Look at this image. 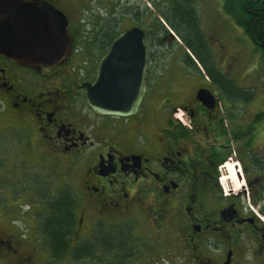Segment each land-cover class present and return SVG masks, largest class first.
Returning <instances> with one entry per match:
<instances>
[{
  "label": "flooded vegetation",
  "instance_id": "1",
  "mask_svg": "<svg viewBox=\"0 0 264 264\" xmlns=\"http://www.w3.org/2000/svg\"><path fill=\"white\" fill-rule=\"evenodd\" d=\"M110 1L21 0L61 12L70 47L49 66L0 53V264H264V83L242 69L264 68V0H147L145 14L142 0ZM112 3L130 22L122 31ZM225 24L234 45L218 39ZM134 28L148 59L141 107L99 115L82 86ZM229 164L240 191L220 183Z\"/></svg>",
  "mask_w": 264,
  "mask_h": 264
},
{
  "label": "water",
  "instance_id": "2",
  "mask_svg": "<svg viewBox=\"0 0 264 264\" xmlns=\"http://www.w3.org/2000/svg\"><path fill=\"white\" fill-rule=\"evenodd\" d=\"M0 11L4 16L0 53L30 65L49 66L64 59L70 40L68 21L61 12L46 5H25L21 0H0ZM112 68H122L118 83L107 81ZM146 68L144 32L134 28L119 35L99 63L96 82L82 86L89 107L99 115H136L146 92ZM198 98L205 103L213 101L205 90L198 92Z\"/></svg>",
  "mask_w": 264,
  "mask_h": 264
},
{
  "label": "rangeland",
  "instance_id": "3",
  "mask_svg": "<svg viewBox=\"0 0 264 264\" xmlns=\"http://www.w3.org/2000/svg\"><path fill=\"white\" fill-rule=\"evenodd\" d=\"M74 1H79V0H74ZM114 0H111V2H113ZM143 2V6H142V13H146L147 11H149L150 13L153 11V9H155L152 4H150L149 6H147V0H142ZM137 4H138V0H137ZM110 12L112 14V16L114 15V19L116 20V22L113 24L115 29H118L119 31H122L124 28L128 27L130 25V22L127 21L125 18H121L120 17V20H119V16H120V13L122 12L121 8L117 6V4H114L112 3V5L110 6ZM116 14V15H115ZM220 30L221 31V35L219 36V40L220 42H223V41H228L229 44H232L234 45V41H233V35H231L227 29L229 28L227 24H225L222 28L221 26H219ZM205 31H206V28H205ZM208 34L207 36L209 38H211L210 35H212V31L210 30H207ZM226 33V34H224ZM245 45L247 46V42H245ZM228 49H229V46H228ZM177 56V55H176ZM87 59V58H86ZM167 60H169V58H166ZM160 68V67H159ZM249 76H250V81L251 83L256 86V87H260L262 86V84L264 83V68H242ZM240 79V78H239ZM179 83H176L175 84V89H179L181 86L178 85ZM179 86V87H178ZM185 92L187 93V95H190L194 89V83H188V84H185ZM56 171H47V175H48V178L52 179V181L54 182L55 180V175L54 173ZM58 172L62 173L63 175H65L64 173L67 172L65 169H62V168H59L58 169ZM55 183V182H54ZM239 183V182H238ZM233 186L236 187V185H234V183L232 184ZM168 241L170 240V237L169 236H164V241Z\"/></svg>",
  "mask_w": 264,
  "mask_h": 264
},
{
  "label": "trees",
  "instance_id": "4",
  "mask_svg": "<svg viewBox=\"0 0 264 264\" xmlns=\"http://www.w3.org/2000/svg\"><path fill=\"white\" fill-rule=\"evenodd\" d=\"M176 20H178L177 26L179 27V29H181L184 32V36L188 39L187 44L192 50V52L200 59V61L207 62L210 64L209 55L204 54L206 53V51L202 43L203 42L202 39L198 36L196 22L191 17H187L185 15H182L181 17L179 16L178 19ZM62 204H63L62 209L65 210L66 207L64 200ZM61 216L62 218L66 219L64 214H62ZM55 225L58 227L57 224ZM56 226H54V229ZM61 234H62V230L59 228L56 230V232H54L55 236H59Z\"/></svg>",
  "mask_w": 264,
  "mask_h": 264
},
{
  "label": "bare ground",
  "instance_id": "5",
  "mask_svg": "<svg viewBox=\"0 0 264 264\" xmlns=\"http://www.w3.org/2000/svg\"><path fill=\"white\" fill-rule=\"evenodd\" d=\"M231 168H233V165L232 164H229L228 165V172H229V178L228 179H225L224 181L225 182H228L229 180L230 181H232L235 185H236V188L237 189H240V182L238 183V181H237V177H236V171H235V169L233 168V170L235 171V174H234V176L232 175V171H231ZM232 183V184H233Z\"/></svg>",
  "mask_w": 264,
  "mask_h": 264
},
{
  "label": "built area",
  "instance_id": "6",
  "mask_svg": "<svg viewBox=\"0 0 264 264\" xmlns=\"http://www.w3.org/2000/svg\"><path fill=\"white\" fill-rule=\"evenodd\" d=\"M220 183H221V185H222L224 191H226L227 189L225 188L224 178H222V179L220 180ZM234 189L236 190V188H234ZM260 219L263 221V218H262V217H261Z\"/></svg>",
  "mask_w": 264,
  "mask_h": 264
}]
</instances>
